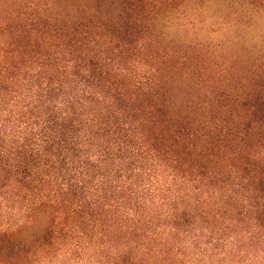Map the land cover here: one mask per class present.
Instances as JSON below:
<instances>
[{"label":"clouds","instance_id":"obj_1","mask_svg":"<svg viewBox=\"0 0 264 264\" xmlns=\"http://www.w3.org/2000/svg\"><path fill=\"white\" fill-rule=\"evenodd\" d=\"M264 0H0V264H264Z\"/></svg>","mask_w":264,"mask_h":264},{"label":"trees","instance_id":"obj_2","mask_svg":"<svg viewBox=\"0 0 264 264\" xmlns=\"http://www.w3.org/2000/svg\"><path fill=\"white\" fill-rule=\"evenodd\" d=\"M258 107H260V109L262 110V112H264V98H261L258 101Z\"/></svg>","mask_w":264,"mask_h":264}]
</instances>
